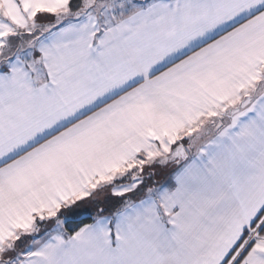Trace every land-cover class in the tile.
I'll list each match as a JSON object with an SVG mask.
<instances>
[{"label":"snow or ice","instance_id":"1","mask_svg":"<svg viewBox=\"0 0 264 264\" xmlns=\"http://www.w3.org/2000/svg\"><path fill=\"white\" fill-rule=\"evenodd\" d=\"M0 264H264V0H0Z\"/></svg>","mask_w":264,"mask_h":264}]
</instances>
